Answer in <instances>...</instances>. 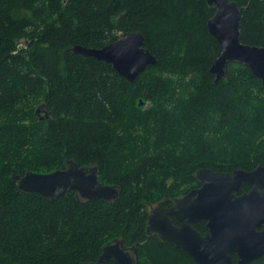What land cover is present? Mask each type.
Masks as SVG:
<instances>
[{
    "label": "trees",
    "instance_id": "obj_1",
    "mask_svg": "<svg viewBox=\"0 0 264 264\" xmlns=\"http://www.w3.org/2000/svg\"><path fill=\"white\" fill-rule=\"evenodd\" d=\"M231 1L240 41L264 47V0ZM214 12L205 0H0V264H94L115 240L137 250L138 264H195L146 235L150 210L200 187L201 168L252 171L264 161V86L235 62L214 82ZM129 32L157 60L133 84L72 53ZM68 160L96 167L100 183L118 188L115 202L82 205L74 192L47 200L12 180ZM192 228L207 233L205 222Z\"/></svg>",
    "mask_w": 264,
    "mask_h": 264
},
{
    "label": "water",
    "instance_id": "obj_2",
    "mask_svg": "<svg viewBox=\"0 0 264 264\" xmlns=\"http://www.w3.org/2000/svg\"><path fill=\"white\" fill-rule=\"evenodd\" d=\"M205 1L215 9L206 26L220 48L209 68L214 82L225 79L227 63L235 62L247 67L264 86V47L240 41L237 4L231 0ZM72 53L110 65L130 84L157 63L144 48V38L139 32H129L101 48L76 45ZM66 166L45 174L26 171L22 176L13 175L12 180L19 191L47 200L63 199L71 192L77 194L78 201H83L82 205L98 200L114 203L118 198L115 185L98 181L96 167L85 169L71 160L66 161ZM195 177L200 182L199 188L175 199L172 207L159 203L150 210L146 235L153 234L173 244L195 264H234L232 255L236 264H248L264 256V161L252 171L237 169L218 173L205 167L199 169ZM243 185L248 191L239 193ZM199 222H205L207 228L203 236L192 228ZM130 250L136 249L131 247ZM134 254L132 258L125 251L123 240H115L102 248L94 264L109 259L116 264H138L137 250Z\"/></svg>",
    "mask_w": 264,
    "mask_h": 264
},
{
    "label": "rangeland",
    "instance_id": "obj_3",
    "mask_svg": "<svg viewBox=\"0 0 264 264\" xmlns=\"http://www.w3.org/2000/svg\"><path fill=\"white\" fill-rule=\"evenodd\" d=\"M23 46H24V45H23ZM18 47H19V49H22V48H23V47L21 46V44H19ZM140 101H142L143 103H145V105H144V106H139V105H138V107H141L142 109L145 108V107H147V104H148L147 102L143 101V99H139L138 102H140ZM137 104H139V103H137ZM39 106H40V104L36 106V108H35V113H36V110L39 108ZM37 114H38L39 117L44 116V109L42 108V109L39 111V113H37Z\"/></svg>",
    "mask_w": 264,
    "mask_h": 264
},
{
    "label": "flooded vegetation",
    "instance_id": "obj_4",
    "mask_svg": "<svg viewBox=\"0 0 264 264\" xmlns=\"http://www.w3.org/2000/svg\"><path fill=\"white\" fill-rule=\"evenodd\" d=\"M200 183V182H199ZM199 188V187H198ZM197 189V188H196ZM186 195V194H185ZM183 197V196H182ZM181 198V197H180ZM173 205H174V202H173ZM172 205V206H173ZM172 206H170V207H172ZM168 208V207H167ZM173 219V218H172ZM176 222V221H175ZM176 225H177V222H176ZM130 248L131 247H127V246H125V251L126 252H128L129 253V256H132V258H134V256H135V254H134V251H136V250H130ZM110 260H112V259H110Z\"/></svg>",
    "mask_w": 264,
    "mask_h": 264
}]
</instances>
